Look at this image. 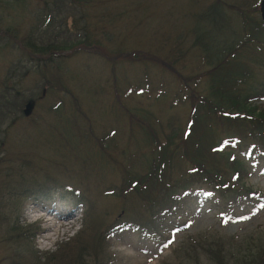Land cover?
Returning a JSON list of instances; mask_svg holds the SVG:
<instances>
[{
  "label": "rangeland",
  "instance_id": "obj_1",
  "mask_svg": "<svg viewBox=\"0 0 264 264\" xmlns=\"http://www.w3.org/2000/svg\"><path fill=\"white\" fill-rule=\"evenodd\" d=\"M54 1L0 0V202L3 200L0 203V213L5 209L1 205H7L6 212L12 211L15 201L12 196L15 193L12 195L10 190H19L23 175L27 176V171L31 169V173L38 172L35 178L73 175L74 179H78L76 173L88 176L82 175L84 183L80 184L84 186L80 189L86 190L90 185L92 192L89 191V194L96 202L95 219L101 221L93 222L86 229L85 207L77 204L69 189L64 187L53 190L52 198L37 206L31 204L32 202H26L15 217H18L21 227L29 225L38 227L34 231L29 226L26 231H29L27 234L31 236L35 234L30 245L41 254L59 252L63 243L76 237L82 230L86 239H89L95 230L104 231L112 226L116 219L121 221L131 217L135 218L136 222L143 223L140 222L141 216L149 218L142 202L138 200L141 192L134 190L139 179L144 191L155 193L151 187L153 180L149 178L150 166L147 163L149 159L143 156L146 151L145 143L133 142L124 150L127 145L125 136L128 128L126 125L120 126L116 120L121 123L124 119L110 111L116 83L121 96H124L140 80L143 82L146 71L144 68L130 65L122 68L119 62L121 59L113 52L116 43L109 42L107 37L103 36L104 25L112 21L111 30L116 33L123 32L122 37L116 39L119 41L121 38L124 39V43L131 49L129 52L155 47L162 55H170L168 61L174 62L175 69L186 77L179 81L175 76L160 72L158 68L152 73L156 88L164 87L170 89L171 93L179 92L185 85L191 90L204 89L207 85V75L199 83L201 86L197 85L195 80L187 79L197 74L205 75L211 70L208 59H205L207 55L205 51H200L201 49L193 44L194 36H189L184 46H180L181 37L175 30V26L181 28L203 24L192 17V13L196 12L193 8L194 2L189 5L188 0H160L159 7L157 4L154 5V10H159L160 19H156L148 26V23H143L141 17L136 14L139 13L136 9L140 6L141 0H119L104 6L89 0L87 7L68 4L67 0L65 4L61 3L62 0L57 4V0L53 5ZM150 1L146 0L145 5L149 6ZM235 1L238 3L240 0ZM244 1L257 8L255 16L261 18L259 12L261 0ZM201 6L204 7V4ZM126 10L129 14L122 21L112 20V16L104 15L106 11L120 14ZM224 23L212 25L215 30L213 35L208 34V37L211 38L213 46L219 51L226 52L232 43L236 42L231 56L238 53L237 59H249L240 46L243 41L252 40L249 37H236L239 31L236 23L229 20L228 25L222 26ZM93 24L98 25L100 34L95 36V41L99 45L92 49H99L104 56L92 55L88 53L92 50L88 51L89 49L80 44L84 41L83 28L87 27L91 34ZM52 39L69 47V51L59 53L60 63L63 65L56 66L57 68L52 66L50 58L56 55V51L52 54L50 50L44 54H36L32 47L34 43L46 44ZM249 64L256 68L255 74L260 75V78L249 77L248 84L244 86L248 91L244 93L251 98L250 100H256L255 104L264 106V71L257 68L260 64L256 60L249 61ZM58 80L61 82L58 83ZM64 87L68 90L65 91ZM187 92L188 90L183 95H173L172 98L180 103H172L173 105L163 103V114L160 113L158 105L152 106L157 102L154 97H148V94L136 95L135 101L129 98L127 103L133 108L137 107L142 114H154L160 121L174 119L175 124L186 128L190 114ZM76 99L79 102L78 113L89 116V120L86 121L78 113L73 112L79 116L77 124L85 130L92 124L95 133L105 145L101 148H107L106 153L114 146L108 144L104 136L110 135L111 130H117V126L119 130L117 137H121L118 147H115L114 156H121L125 152L123 161L134 165L135 168L130 165L128 168L136 173L131 171L130 178L126 176L133 186L128 189L124 187V190L121 188L123 175L119 169L111 166L107 158L96 155L92 139L84 137L83 133L79 134L76 120L69 115H63L71 110ZM27 105L30 112L25 116L23 110ZM51 109L54 111L60 109L61 118H58L54 111L50 113ZM37 124L40 126L36 127ZM176 132H180L178 126ZM162 141L165 142V139L162 138ZM234 152L243 157L250 155L247 159L248 164L245 163L247 172L245 171L244 182L254 191L251 198L248 196V199L234 200L229 196L220 195L221 192L208 190V186H200L198 183L188 195L183 189L176 187L172 196L176 199L174 206L179 208H174L173 212H163L165 210L163 208L159 210L163 213L160 216L164 227L160 230L163 242H152L146 240L141 233L124 230L103 240L104 254L99 257L105 261L108 259L110 264H172L178 261L187 264H218L210 260L203 249L196 245V241L203 238L208 242L220 239L226 243L222 264H234L235 259L242 255L243 251L250 250L248 245L252 239L255 241L254 247L263 244L264 207L261 205H264V152L259 150L250 154L248 149L246 156L241 154V149ZM66 167L70 169L68 174ZM101 177L107 182L100 186ZM225 177L229 183H237V172L233 174L228 172ZM108 186H112L114 194L105 195L104 190ZM131 188L134 191H131ZM196 188H199L198 191L194 190ZM160 193L162 196L163 191ZM162 203L165 207V202ZM44 214L52 218L50 220L52 226L46 224ZM58 215L65 219L58 222ZM153 217H156L155 223L159 221L157 219L159 214ZM151 220L146 219L145 223ZM150 227L151 232H156L155 227ZM13 251V243L6 241L4 230L0 228V260L4 264L9 263ZM253 251L256 250L253 248ZM90 259L93 264V257Z\"/></svg>",
  "mask_w": 264,
  "mask_h": 264
},
{
  "label": "trees",
  "instance_id": "obj_2",
  "mask_svg": "<svg viewBox=\"0 0 264 264\" xmlns=\"http://www.w3.org/2000/svg\"><path fill=\"white\" fill-rule=\"evenodd\" d=\"M56 1L53 2V5ZM67 1L68 4H79L85 7L88 6L87 3L89 2V0ZM92 1L97 5L104 6L118 2L119 0ZM145 2L146 0H141L140 6H137L136 9V12L138 11L139 13L136 14L141 17L143 23H148V26H151L156 19H160L159 10H154L155 4H157V7L160 6V0H151L149 6L145 5ZM193 2V8H195L196 12L192 13V17L195 21L203 24L187 25L181 28L175 26V30L177 35L181 37L180 46H184L189 36H194L192 37L194 39L193 44L200 48V51L204 50L207 54L205 59H208L207 62L211 70L206 72L205 75L197 74L187 79H193L197 85L201 86L199 83L207 75V85L204 89L191 90L188 89L190 88L189 86L185 85L186 88L184 87L177 93L174 91L171 93L170 89H165L164 87L156 88L152 73L158 68L162 73L175 76L176 80L183 81L186 78L178 69H175L174 62L168 61V57L171 56L167 54L166 56L162 55L161 51L155 47H151L148 50L140 49L129 52L131 49L124 43V39L121 38L120 41L116 39V37H122L123 32L119 31V33H116L111 30L112 21L109 22L110 24L104 25L102 29L103 36L107 37L109 42L116 43L113 52L117 58L121 59L119 62L122 68L130 65V67L144 68L146 71L143 82L140 80L124 96H121L118 90V83H116L110 111L117 117L119 116L124 119V121L121 120V123L116 120L118 118L115 119L120 126L122 124V126L126 125L128 128L125 136L127 138L126 148L133 142L142 141L145 143V152L149 151L147 154L144 152L143 156L149 159L147 161L150 166L149 178L153 180L151 187L154 188L155 193L151 194L149 190L144 191L142 182L139 179H137L138 183L135 185L134 190L141 192L138 195V200L142 202L145 209L150 211L156 210L152 214L153 216L159 214L157 218L159 220L160 216L163 215L159 211L161 208L165 209V212H173L174 208H179L178 206H174L176 199L172 196L176 187L189 191L198 183L200 186H208L210 188L208 190L221 192L220 195L229 196L234 198V200L248 199V196L251 198V193L254 191L248 188L244 182L247 172L245 163L247 165L248 161L246 157L239 156L240 154L238 155L234 151L241 149V154L245 156L248 149L250 150V154L256 153L259 150L264 152V106L255 104L256 100H250L251 98L244 93V91H248L244 86L248 84L249 77L258 76V74H255L256 68H253L249 64V61L256 60L260 64V67L257 68L264 71V21L255 16L258 9L244 0H240L238 3L235 0H188L189 5ZM61 3L65 4V0H62ZM57 4H60L59 0ZM201 4H204V7ZM128 14V10L120 14L110 11L104 13L105 16H112V20L121 19V21ZM229 20L238 26L239 31L236 37H249L252 40V43L249 40H245L240 46V49L250 57L249 59H237L236 56L239 54L236 52L235 56H231L236 42L232 43V46L226 52H222L213 46L211 38L208 37V34L212 36L215 30L212 25L222 24L227 21L222 25L225 26L228 25ZM98 30L99 28L96 24H93L91 34L87 27L83 28L84 41L80 42V44L89 49L88 51L92 50L88 53L104 56V53L99 49H92L94 46L99 45L95 41V36L100 34ZM124 37L129 36L124 35ZM206 37L209 38V41H207ZM54 40L52 39L48 43L41 45L34 43L32 47L36 54H44L48 50L52 54L53 51H56V55L50 57L52 66H62L59 53L69 51V47L61 45ZM70 41L72 40L70 39ZM113 71L115 72V68ZM258 78H260V75ZM59 82L61 81L58 80ZM65 87L64 90L67 91L68 89ZM187 90L190 114L186 128L185 126L181 127L175 124L174 119L160 121L154 114H142L138 111L137 107L133 108L130 103H127L129 98L135 101L136 95L148 94V97H154V100L157 102V104H153L152 106L158 105L160 113L163 114L164 108L162 104L180 103L172 98L173 95H183ZM73 98L75 99V96ZM52 111L54 110L51 109L50 113ZM78 111L79 102L76 99L71 110L67 113L65 112L63 115H69L70 118L76 120L77 132L79 134L83 133L84 137L92 139L96 155L107 158L111 166L119 169L120 174L123 175L121 177L123 180L121 188L124 190V187L128 189L130 186H133L129 179L132 170L128 168V165L135 168L134 165L123 161L122 158L125 152L121 156H114L115 147H118V141L121 137H117V126V130H111L110 135L105 134L104 136L108 144L114 146L106 153L107 148H101L104 144L100 137H98L99 135L95 133L93 125L91 124L90 128L87 127L85 130L77 124L79 116L73 112L78 113ZM54 114L58 115V118H61L62 111L59 109L58 111H54ZM78 114L86 121L89 120L87 114ZM176 126L179 127L180 132H176ZM162 138L165 139V142L162 141ZM135 155L137 156V152ZM247 158L249 159L250 155ZM65 169L68 174V170L70 169H67V167ZM132 172L136 173V171ZM228 172L232 174L237 172V183L232 184L226 180L225 176ZM37 174L38 172L31 173V169L28 170L27 176L23 175V182L19 186L20 189L10 190L12 195L15 193L12 196L15 201L11 212H6L7 205H1L5 209L0 213V228L4 230L6 241L14 245L12 257L7 264H92L90 257L94 259L93 264H110L108 259L105 261L104 258L102 259L99 256L104 254L102 246L105 244L103 240L107 239L112 232L123 228H134L143 232L149 230L148 225L150 223H145V218L140 220L143 223L138 224L135 218L131 219L130 217L128 220L123 219L114 222L112 226L106 228L104 231L95 230L96 227H94L95 231L93 230L94 232L90 235L89 239H86L85 232L82 230L76 237L63 243L62 249L59 252L51 254L45 252L41 254L30 245V241L35 237V234L31 236L27 234L29 231H26L29 228L35 231L38 227L32 225H29L30 227H21L18 217H15L26 202L50 200L53 190L64 187L69 189L77 204L85 207L84 223L86 224V229L93 222H100L101 220L95 219L94 205L96 202L89 194V191H91L90 185L86 190L80 189L84 186L80 184L84 183L82 179V175L84 174L76 173L75 175L80 177H77L78 179H74L73 175H69L68 179H62L53 175L35 178ZM105 182L107 181L102 180L100 186ZM145 188L148 187L145 186ZM134 190L131 188V191ZM160 191H163L162 196ZM104 193L105 195L114 194L112 186L106 187ZM174 197L177 198V195ZM162 201L165 202V207ZM2 202L3 200L0 203ZM15 211L16 213H13ZM157 225L163 226L161 221ZM254 243L255 241L252 239L251 244L248 245L250 250L243 251L242 255L235 259L234 264H264V241L263 244L255 247ZM225 244L220 239L215 242H208L200 238L199 241H196V245L203 249L210 260L218 264L224 262ZM73 245L75 250H73ZM253 248L256 250L255 252ZM66 252L68 253L66 254ZM223 253L224 257L222 256ZM178 262L172 264H187L183 261ZM0 264L4 263L0 260Z\"/></svg>",
  "mask_w": 264,
  "mask_h": 264
},
{
  "label": "bare ground",
  "instance_id": "obj_3",
  "mask_svg": "<svg viewBox=\"0 0 264 264\" xmlns=\"http://www.w3.org/2000/svg\"><path fill=\"white\" fill-rule=\"evenodd\" d=\"M48 215V214H47ZM47 215H43V216H45L44 218H45V221H46V224H51L52 223V221H50L52 218H50V217H48ZM54 216H56L55 214H54ZM58 217L59 218H57L58 219V222L59 221H62V220H64L65 218H63L61 215H58ZM54 219V218H53ZM55 219H56V217H55ZM53 224H51V226H52Z\"/></svg>",
  "mask_w": 264,
  "mask_h": 264
},
{
  "label": "water",
  "instance_id": "obj_4",
  "mask_svg": "<svg viewBox=\"0 0 264 264\" xmlns=\"http://www.w3.org/2000/svg\"><path fill=\"white\" fill-rule=\"evenodd\" d=\"M260 13H261V17L264 20V0H261L260 2Z\"/></svg>",
  "mask_w": 264,
  "mask_h": 264
},
{
  "label": "snow or ice",
  "instance_id": "obj_5",
  "mask_svg": "<svg viewBox=\"0 0 264 264\" xmlns=\"http://www.w3.org/2000/svg\"><path fill=\"white\" fill-rule=\"evenodd\" d=\"M261 207H264V205H261Z\"/></svg>",
  "mask_w": 264,
  "mask_h": 264
}]
</instances>
